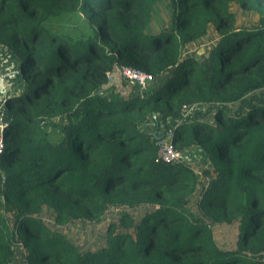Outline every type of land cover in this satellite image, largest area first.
<instances>
[{
    "label": "trees",
    "instance_id": "trees-1",
    "mask_svg": "<svg viewBox=\"0 0 264 264\" xmlns=\"http://www.w3.org/2000/svg\"><path fill=\"white\" fill-rule=\"evenodd\" d=\"M0 44V264H264V0H0Z\"/></svg>",
    "mask_w": 264,
    "mask_h": 264
},
{
    "label": "rangeland",
    "instance_id": "rangeland-1",
    "mask_svg": "<svg viewBox=\"0 0 264 264\" xmlns=\"http://www.w3.org/2000/svg\"><path fill=\"white\" fill-rule=\"evenodd\" d=\"M237 15L241 18H244L241 13L239 14L237 12ZM246 18V17H245ZM193 52H197L199 55H202L204 53V47L202 44H196L193 45L191 47V49H188L185 51V53H193ZM9 73V75H11V78L9 80V84L13 83L17 80H19V72H18V60L16 58V56L14 55V53H12L10 50H8V48H6L5 46L0 44V79H2L1 83V88L0 90L2 91V88L7 90V92H9V90L7 89V86L5 84V81H3V79L7 78V74ZM14 73V74H13ZM111 79L115 81V83H119L121 82V86H124L125 88L126 84H125V80L120 78V73L118 70L112 71L111 73ZM15 85V84H14ZM146 86V85H145ZM120 88V87H119ZM121 89V88H120ZM122 89V90H124ZM2 106V103H0V107ZM192 109V108H191ZM191 109L186 110V114L191 111ZM150 123V121L148 122ZM161 132L164 131V125L160 124V127L158 128ZM181 152V151H180ZM181 161L184 163H187L189 165H191L192 167H194V169H198L201 168V166L204 165V158L203 155L201 154L200 150L198 149H187V151H183L181 152ZM90 227H94V223H89ZM73 227L78 228L77 230H81L85 231L86 227L85 225H83V223H79L76 222L73 224ZM16 253L15 256L12 259V264H23L24 262V256H25V249H23L22 247H17L15 249Z\"/></svg>",
    "mask_w": 264,
    "mask_h": 264
},
{
    "label": "built area",
    "instance_id": "built-area-1",
    "mask_svg": "<svg viewBox=\"0 0 264 264\" xmlns=\"http://www.w3.org/2000/svg\"><path fill=\"white\" fill-rule=\"evenodd\" d=\"M122 78L129 84H138L144 87L149 81L153 79L152 75L134 68L123 67L121 70ZM108 79H111V74L107 73ZM184 109L189 110L191 107L183 106ZM158 156L165 163L177 164L181 162V153L176 149L168 138H160L156 141ZM4 150V136H3V122L0 118V154Z\"/></svg>",
    "mask_w": 264,
    "mask_h": 264
},
{
    "label": "crops",
    "instance_id": "crops-1",
    "mask_svg": "<svg viewBox=\"0 0 264 264\" xmlns=\"http://www.w3.org/2000/svg\"><path fill=\"white\" fill-rule=\"evenodd\" d=\"M14 74V73H13ZM11 78V75H9V73L7 74V78L3 79V81H5V84L7 86V89L10 91L12 89L13 86H15V81L13 83H10L9 84V80ZM2 81V79H0V82ZM0 88H1V83H0ZM2 91H3V88H2ZM0 90V103H3L2 102V97H3V92Z\"/></svg>",
    "mask_w": 264,
    "mask_h": 264
},
{
    "label": "water",
    "instance_id": "water-1",
    "mask_svg": "<svg viewBox=\"0 0 264 264\" xmlns=\"http://www.w3.org/2000/svg\"><path fill=\"white\" fill-rule=\"evenodd\" d=\"M3 97H2V102H5L6 99L9 97V93L7 92V90L3 89ZM161 137H157V139H160Z\"/></svg>",
    "mask_w": 264,
    "mask_h": 264
}]
</instances>
